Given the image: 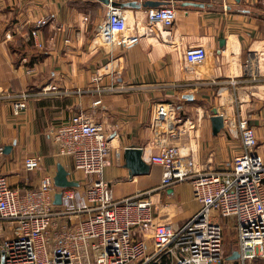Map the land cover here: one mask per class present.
<instances>
[{
	"label": "crops",
	"instance_id": "1",
	"mask_svg": "<svg viewBox=\"0 0 264 264\" xmlns=\"http://www.w3.org/2000/svg\"><path fill=\"white\" fill-rule=\"evenodd\" d=\"M109 1L124 9L130 22L136 21L141 35L132 43L94 38L93 27L108 3L104 0H0V174L12 187H36L44 176L53 181L58 163L69 179L83 186V172L69 156L57 153L52 135L73 114L104 121L111 146L122 149L121 160L105 165L102 172L114 198L160 184L159 164L147 162L146 172L132 174L123 154L127 146L141 148L142 158L155 151L151 119L157 102H173L178 113L195 124L185 126L174 142L192 152L201 166L226 168L241 150L238 130L224 126V118L231 117L228 109L233 115L242 108L257 140L263 141L264 0ZM162 5L174 7L173 24L143 32L146 9ZM44 17L38 46L30 33ZM196 44H202L206 54L202 63L193 65L183 51ZM22 93L28 94L25 109L14 115L10 104ZM212 108L223 116L217 132ZM6 145L10 147L4 152ZM259 145L256 150L264 148V142ZM27 155L40 156L37 168L24 169ZM150 196L154 213L163 221L182 223L199 208L195 199V204L185 203L192 196L186 180ZM214 219L220 222L217 215ZM236 248L231 244L223 251L222 264L261 260L241 261L233 257Z\"/></svg>",
	"mask_w": 264,
	"mask_h": 264
},
{
	"label": "built area",
	"instance_id": "2",
	"mask_svg": "<svg viewBox=\"0 0 264 264\" xmlns=\"http://www.w3.org/2000/svg\"><path fill=\"white\" fill-rule=\"evenodd\" d=\"M175 17L171 5L147 8L143 32L171 26ZM46 22L47 17L38 19L30 33L38 46V28ZM134 23L137 27L121 6L109 1L93 27L94 38L130 44L141 35ZM205 54L202 44L183 51L193 65L202 63ZM27 95L11 102L14 115L25 109ZM182 115L171 101L154 104L156 149L143 159L161 166L160 184L122 198L113 197L110 182L102 177L104 166L119 162L122 151L111 146L104 121L73 114L58 124L52 130L57 153L69 156L86 181L58 187L51 176H44L38 186L19 189L0 174V264H222L223 226L215 215L233 219L241 261L264 259V154L256 152L263 142H258L248 115L239 107L224 118V126L237 129L241 140V150L226 168L201 166L192 152L174 142L195 125ZM22 164L26 170L37 168L40 156L27 155ZM184 180L198 210L182 223L158 219L150 194ZM56 192L60 203H54Z\"/></svg>",
	"mask_w": 264,
	"mask_h": 264
},
{
	"label": "water",
	"instance_id": "3",
	"mask_svg": "<svg viewBox=\"0 0 264 264\" xmlns=\"http://www.w3.org/2000/svg\"><path fill=\"white\" fill-rule=\"evenodd\" d=\"M105 2H109V0H104ZM111 4H115L114 2L110 1ZM148 3H152L154 5H158L157 1H149ZM117 5V4H116ZM223 39L221 43H223ZM188 98H191V94L186 95ZM212 128L213 132H217L223 126V116L222 114L217 113L216 108H212ZM9 145L4 147V152H7L9 149ZM142 149L139 147H131L127 146L123 150L124 154V165L127 166L130 170V173L137 174L146 172L149 168V164L142 158L141 156ZM53 183L58 187H67L72 185H77L78 182L71 180L68 178V171L63 167L62 164H57V169L55 175L53 177ZM54 203H60V192H56L54 194ZM233 257H238V253L235 251Z\"/></svg>",
	"mask_w": 264,
	"mask_h": 264
},
{
	"label": "rangeland",
	"instance_id": "4",
	"mask_svg": "<svg viewBox=\"0 0 264 264\" xmlns=\"http://www.w3.org/2000/svg\"><path fill=\"white\" fill-rule=\"evenodd\" d=\"M225 103V102H224ZM208 107H206L205 109H206V111H209L208 109H207ZM225 108H227L228 109V104H226L225 103ZM226 111V110H225ZM227 112H229L228 114L230 115V116H232L231 114V110L229 111V109L227 110ZM254 127V130H255V126H253ZM110 129V128H109ZM107 131H108V127H107ZM108 134H109V132H108ZM262 140H258V142H261ZM262 142H264V138H263V141ZM258 146H260V145H258ZM256 152L257 153H262V154H264V148H262V147H260V150H256ZM231 160H232V158L230 159V161H229V165H230V162H231ZM228 165V166H229ZM167 200H169V197H168V199ZM168 201H166L165 200V202L164 203H167ZM185 203H187V204H195L196 203V201L194 200V198L191 196V197H189L187 200H186V202ZM220 222H221V224H222V226H223V235H224V242H223V251L224 250H226V248H230V246H231V244H234L235 245V239H234V235H235V230H234V227H233V221H232V219H230V218H220ZM258 264H264V259H261L260 261H258Z\"/></svg>",
	"mask_w": 264,
	"mask_h": 264
}]
</instances>
